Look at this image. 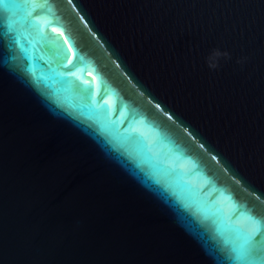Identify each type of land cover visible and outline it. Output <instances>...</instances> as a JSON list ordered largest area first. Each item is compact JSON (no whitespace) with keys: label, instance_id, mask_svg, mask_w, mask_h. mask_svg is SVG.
Listing matches in <instances>:
<instances>
[{"label":"water","instance_id":"1","mask_svg":"<svg viewBox=\"0 0 264 264\" xmlns=\"http://www.w3.org/2000/svg\"><path fill=\"white\" fill-rule=\"evenodd\" d=\"M0 264H264V0H0Z\"/></svg>","mask_w":264,"mask_h":264},{"label":"clouds","instance_id":"2","mask_svg":"<svg viewBox=\"0 0 264 264\" xmlns=\"http://www.w3.org/2000/svg\"><path fill=\"white\" fill-rule=\"evenodd\" d=\"M225 55H227V54H225ZM211 66H212V67H215L216 65L213 64V65H211Z\"/></svg>","mask_w":264,"mask_h":264}]
</instances>
